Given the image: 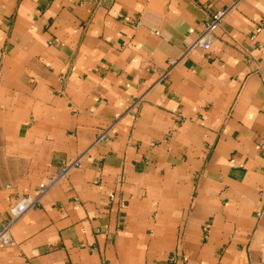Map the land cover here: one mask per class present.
<instances>
[{"label": "crops", "instance_id": "1", "mask_svg": "<svg viewBox=\"0 0 264 264\" xmlns=\"http://www.w3.org/2000/svg\"><path fill=\"white\" fill-rule=\"evenodd\" d=\"M76 160L0 264H264V0H0V225Z\"/></svg>", "mask_w": 264, "mask_h": 264}, {"label": "built area", "instance_id": "2", "mask_svg": "<svg viewBox=\"0 0 264 264\" xmlns=\"http://www.w3.org/2000/svg\"><path fill=\"white\" fill-rule=\"evenodd\" d=\"M228 11L223 10L215 13L208 24L205 26L203 33L197 39V41L193 44V47H199L204 50H208L210 48V37L212 31L219 26L224 18L226 17ZM262 28H256L255 32L251 35V40H255L257 36L261 33ZM167 74V73H166ZM107 140V134H100L95 140V144L99 142H104ZM80 167V161L76 160L71 164L65 165L59 170V174L56 180L52 181L49 185H40L38 189V193L35 197H23L17 201V203L10 210V219L8 222H5L0 225V247L9 246L12 243L11 240V229L15 225V223L21 219V217L27 213L31 208H33L38 200L47 192L51 187L57 184L60 180L67 178L69 172L74 168Z\"/></svg>", "mask_w": 264, "mask_h": 264}]
</instances>
